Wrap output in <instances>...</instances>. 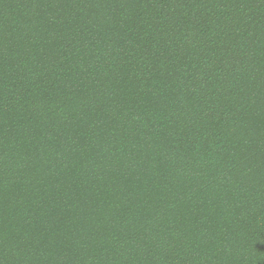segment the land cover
<instances>
[{"label":"trees","instance_id":"trees-1","mask_svg":"<svg viewBox=\"0 0 264 264\" xmlns=\"http://www.w3.org/2000/svg\"><path fill=\"white\" fill-rule=\"evenodd\" d=\"M0 264H264V0H0Z\"/></svg>","mask_w":264,"mask_h":264}]
</instances>
